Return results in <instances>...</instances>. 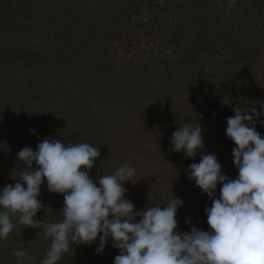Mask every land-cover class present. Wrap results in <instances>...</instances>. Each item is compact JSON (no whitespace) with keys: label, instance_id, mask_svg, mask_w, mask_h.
<instances>
[{"label":"trees","instance_id":"trees-1","mask_svg":"<svg viewBox=\"0 0 264 264\" xmlns=\"http://www.w3.org/2000/svg\"><path fill=\"white\" fill-rule=\"evenodd\" d=\"M261 103L264 0H0V188L26 168L16 155L24 147L47 137L89 143L101 153L92 179L129 165L135 184H125V195L137 211L175 195L184 202L178 230L209 231L212 198L188 168L214 153L238 178L226 121L233 108ZM138 121L146 130L134 134ZM195 122L206 130L193 159L172 151L171 139ZM256 129L264 136V125ZM41 188L36 218L61 221L64 196L46 180ZM17 242L27 259L14 255ZM97 243L74 244L58 264H114L111 240L103 254ZM50 245L42 229L16 224L0 240V264H41Z\"/></svg>","mask_w":264,"mask_h":264},{"label":"clouds","instance_id":"clouds-1","mask_svg":"<svg viewBox=\"0 0 264 264\" xmlns=\"http://www.w3.org/2000/svg\"><path fill=\"white\" fill-rule=\"evenodd\" d=\"M233 111L226 135L238 146L232 153L238 178L224 174L214 153L202 155L188 168L189 179L212 198V206L205 208L211 230H178L176 217L184 202L175 195L163 207L147 205L137 211L125 195L135 168L123 165L94 180L89 173L101 156L97 146L65 145L62 139L47 137L35 150L26 146L17 152V161L26 168L19 179L12 175L15 184L0 188V240L16 224L42 229L51 245L41 264H58L74 244L98 241L96 253L103 254L109 240L119 250L114 264H264V136L256 129L257 123L264 125V103L260 110L253 106ZM205 130L197 122L183 124L173 133L172 151L194 159L204 149ZM45 180L50 193L64 196L59 222L36 218L45 207L38 198ZM13 217H18L16 224ZM17 245L14 255L27 259L24 244Z\"/></svg>","mask_w":264,"mask_h":264},{"label":"rangeland","instance_id":"rangeland-1","mask_svg":"<svg viewBox=\"0 0 264 264\" xmlns=\"http://www.w3.org/2000/svg\"><path fill=\"white\" fill-rule=\"evenodd\" d=\"M139 122V121H138ZM133 128H134V134H136V133H138V134H140V133H142V131L143 130H146L145 129V125L143 124V123H141V122H139V123H137V124H134L133 125ZM46 191H45V189H42L41 188V193H40V196L38 197L40 200H42V198L44 197V196H46ZM150 206H153V205H150Z\"/></svg>","mask_w":264,"mask_h":264}]
</instances>
